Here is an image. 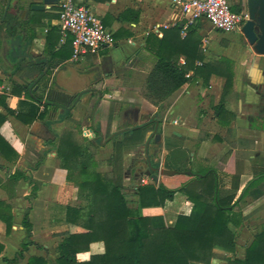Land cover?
Instances as JSON below:
<instances>
[{"label": "crops", "instance_id": "1", "mask_svg": "<svg viewBox=\"0 0 264 264\" xmlns=\"http://www.w3.org/2000/svg\"><path fill=\"white\" fill-rule=\"evenodd\" d=\"M73 1L99 17L113 33L115 42L77 62L69 58L50 69L49 86L71 94L81 93L68 116H64L63 108L51 109L42 118L26 123L14 114H7L0 126V134L18 153L13 161L0 154V200L11 205L13 215L8 234L0 221V242L3 244L0 264H4L2 257L11 258L21 248L25 237L21 220L27 209L34 244L28 247L25 258L18 264H25L32 255L45 257L48 264L50 260L55 264L57 245L68 230L64 207L83 202L78 197L77 187L67 180V170L61 167L57 157L59 137L70 130L94 155L95 161L98 157L110 158L114 149L109 134L153 119L157 111V106L144 98L141 91L144 78L154 63V56L144 48L146 36L152 33L161 37L175 26L181 28L180 38L187 32H182V12L170 0ZM31 2L33 0H10V5L17 4L27 10ZM54 6H59V2L47 5L43 11L57 13ZM51 25L59 28L58 15L51 20ZM194 26L201 38L203 61L225 58L235 64L232 86L226 89L225 77L217 74H211L208 84L204 85L201 78L193 77L191 70L187 72V82L166 99L165 110L159 112L162 121L155 134H160V138L155 140L154 134L142 145L123 148V185L131 200L135 198L133 193L140 174V184L149 180L146 175L149 154L153 156L152 164L159 160L161 167L168 157L176 170H183L191 162L227 173L241 170L237 196L252 178L251 167L255 165L256 154L264 155V97L263 93L259 94L264 89V56L254 54L241 44L237 33H220L204 18ZM48 29V26L35 29L36 39L29 51L32 59L44 57L42 51ZM67 36L70 35L64 36L60 31L58 44L64 43ZM179 62H184L183 55ZM67 65L72 68L63 70ZM4 75L0 71V94L6 96L8 108L26 114L23 119H27L30 106H36L37 112L43 111V104L24 91L19 95L11 93V81ZM15 76L12 79L23 84ZM220 103L223 110L216 111ZM0 112L5 113L1 105ZM229 128L233 130L232 135L228 133ZM229 151L230 156L222 163L221 159ZM108 167L110 172L111 167ZM14 172L20 174L17 180L11 178ZM223 181L229 187L230 177L223 176ZM34 183L37 190L31 195ZM190 209L191 203L186 196L176 192L162 207H145L142 214L162 215L165 224L172 226L178 214H188ZM235 214L236 221L231 227L237 232L235 256L240 259L253 236L264 226V205L259 201L242 211L236 210ZM103 251V242L96 241L89 245V251L79 253L78 257L86 259L90 254ZM216 252L228 256L223 251ZM212 263L226 264V261L217 257Z\"/></svg>", "mask_w": 264, "mask_h": 264}, {"label": "trees", "instance_id": "2", "mask_svg": "<svg viewBox=\"0 0 264 264\" xmlns=\"http://www.w3.org/2000/svg\"><path fill=\"white\" fill-rule=\"evenodd\" d=\"M6 4L7 0H0L1 43L4 39L9 43L11 39L19 38L21 51L29 52L36 39L35 29L43 26L49 29L44 38V57L32 60L19 58L11 71H2L11 81V93L19 95L24 91L37 103L43 104V111L37 112L36 106H30L27 119H23L26 114L15 113L8 108L6 96L0 94V105L5 110V113L0 112V126L7 114H14L26 123L42 118L51 109L63 108L64 116H68L78 94L48 85L50 69L68 60L72 53V38L67 36L64 43L59 45L60 29L51 25L58 12L36 10L31 14V9L23 10L17 4L9 5L5 12ZM53 9L59 10V6ZM232 10L239 12L241 7L233 5ZM180 30L179 26H175L163 32L161 37L150 33L145 38L144 48L154 56V63L144 78L142 94L157 106V111L153 119L109 134L114 149L112 156L106 160L111 167L109 173L96 170L97 162L92 153L74 138L70 130L59 137L57 157L61 167L67 170V180L77 187L78 197L83 202L78 206L64 207V221L68 224V230L62 234L57 245L55 264H215L212 260L217 257H222L226 264H264V226L253 236L245 248L244 257L240 259L235 256L237 232L231 227L236 221V210L242 211L248 205L264 199V155L261 153L256 154L255 165L251 167L252 178L238 196L241 170L227 173L208 166L194 170L190 165L183 170L177 169L173 175H162L159 183L149 178L146 183L135 187L134 200L125 193L123 148L151 140L147 134L153 132L156 122L162 121L159 112L165 110L166 99L187 82V72L191 70L193 77L201 78L204 85L208 84L211 74H217L225 77L226 89L232 86L233 63L225 58L203 61L201 38L196 33V27L190 26L182 38ZM180 55L184 56L183 63L179 62ZM44 60H47V64ZM44 70L46 74L39 77ZM14 75L23 84L13 80ZM215 110L222 111L223 104L220 103ZM232 131L228 129L229 135H232ZM0 154L9 161L18 157L15 148L1 134ZM230 154L231 151L227 152L221 162L225 163ZM152 157L149 154L147 162L158 167L159 160L152 164ZM164 167L176 169L168 157L165 158ZM186 170L191 172L187 173ZM18 176L20 174L14 172L11 178L17 180ZM223 176L230 177L229 187L224 185ZM36 190L34 183L31 195ZM176 192L186 196L191 209L188 214H178L172 226L165 224L162 215L141 213L145 207H162L165 201L173 199ZM0 221L8 234L13 215L11 205L3 200H0ZM21 225L25 229L21 248L11 258L2 257L4 264H18L25 258L28 247L34 244L29 209L25 211ZM96 241L103 242L104 251L79 259L78 254L89 251V245ZM216 250L228 256H221ZM2 251L3 244L0 242V257ZM25 264L48 262L45 257L32 255Z\"/></svg>", "mask_w": 264, "mask_h": 264}, {"label": "built area", "instance_id": "3", "mask_svg": "<svg viewBox=\"0 0 264 264\" xmlns=\"http://www.w3.org/2000/svg\"><path fill=\"white\" fill-rule=\"evenodd\" d=\"M183 16L182 32L204 18L220 33L241 30L247 17L244 11H233V0H170ZM58 26L61 33L71 36L70 60L77 62L87 54H96L102 47L115 42L113 33L95 14L73 0H59ZM188 76V75H186Z\"/></svg>", "mask_w": 264, "mask_h": 264}, {"label": "water", "instance_id": "4", "mask_svg": "<svg viewBox=\"0 0 264 264\" xmlns=\"http://www.w3.org/2000/svg\"><path fill=\"white\" fill-rule=\"evenodd\" d=\"M59 0H33L31 4H29V8L31 11L36 10H44L46 6H51L53 4H56ZM10 5V0H7V4L5 7V12L7 8ZM248 15V19L242 26V33L246 36L247 40L250 44H252V49L257 54H263L264 55V0H245V8L243 10ZM5 12L3 14V18L5 15ZM255 28L259 30V34H255ZM10 47L15 55H17L20 58H29L32 60L31 54L29 52H22L20 48V39L15 38L10 40ZM44 62L47 64V60H44ZM48 69V66L46 67V70ZM46 70L43 71V73L39 76L46 74ZM37 79L34 81L36 83ZM81 93L78 94L77 98ZM158 126V122L155 123V129L153 132H150L147 134L148 136H153L156 132ZM160 138V134H155V140H158ZM149 168L146 171V175L149 176L150 179H152L154 182H158V177L160 175H173L177 173L176 169H170L161 167L160 165L158 167L152 166L148 162ZM187 173H190V170H186ZM141 175L137 178V184L139 185L141 182Z\"/></svg>", "mask_w": 264, "mask_h": 264}, {"label": "rangeland", "instance_id": "5", "mask_svg": "<svg viewBox=\"0 0 264 264\" xmlns=\"http://www.w3.org/2000/svg\"><path fill=\"white\" fill-rule=\"evenodd\" d=\"M7 41L8 40L4 39L3 43L0 42V71L6 70L7 72H9V71H11L14 68L15 63L18 62V60H19L20 57H18L17 55H15L11 48L9 49V47H10V41H9V43ZM234 66H235V64H233V67ZM71 68H72V65L71 66L70 65H67L66 67L63 68V70H65V69H71ZM4 76H5V78L7 77V75H4ZM15 79H17V78H15ZM141 91H142V89H141ZM101 143L102 142L100 141L99 144H101ZM94 151H96V150H94ZM93 158H94V155H93ZM96 162L98 164L97 167H96V170L101 171V172L109 173V170H110L109 167L107 166L108 167L107 168V167H104V165H103V164L106 163V158L105 157L104 158L98 157V161H96ZM132 162L133 161H131L129 164L132 165ZM100 164H102V165L99 166ZM190 165H191V168L194 169V170H198V169L205 168V167H202L200 165L195 164L194 162H191ZM126 195L128 196L129 194L126 193ZM260 202H261V205H264V199H263V201L261 200ZM142 209H141V213H142ZM81 258H82L81 255H79V259H81ZM52 262L53 261L50 260L49 264H53Z\"/></svg>", "mask_w": 264, "mask_h": 264}, {"label": "flooded vegetation", "instance_id": "6", "mask_svg": "<svg viewBox=\"0 0 264 264\" xmlns=\"http://www.w3.org/2000/svg\"><path fill=\"white\" fill-rule=\"evenodd\" d=\"M233 2H234V5H240V7H241V10L243 11L244 10V8H245V0H233ZM248 19V15H247V17L245 18V21H244V23L246 22V20ZM244 23H243V25H244ZM242 25V26H243ZM242 29V28H241ZM233 33H237L238 34V40L241 42V44H244V46H247L254 54H256V55H260V56H262L263 54H257V53H255L254 51H253V49H252V44H250L249 43V41L247 40V38H246V36L242 33V30H239V31H236V32H233ZM255 34H259V30L258 29H256L255 28ZM264 56V55H263ZM263 93V94H262ZM260 94V96H261V94L263 95V97H264V89L262 90V92L261 93H259Z\"/></svg>", "mask_w": 264, "mask_h": 264}]
</instances>
